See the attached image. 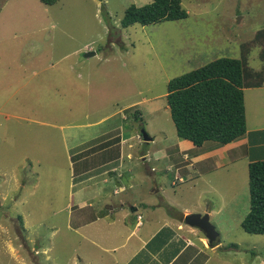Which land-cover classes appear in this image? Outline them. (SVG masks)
Instances as JSON below:
<instances>
[{
  "label": "rangeland",
  "instance_id": "obj_1",
  "mask_svg": "<svg viewBox=\"0 0 264 264\" xmlns=\"http://www.w3.org/2000/svg\"><path fill=\"white\" fill-rule=\"evenodd\" d=\"M9 1L0 0L1 17L12 12L16 1ZM181 1L187 19L145 27H121L131 0H61L52 6L35 0L33 11L14 12L9 23L3 19L11 28L0 33V109L5 107L0 115V264H83L77 246L85 241L74 227L88 218L75 207L79 180L72 157L76 146H93L94 139L120 128L133 138V160H126L125 171L149 172L166 182L171 159L183 173L194 171L188 164L203 173L199 180L169 187L165 195L177 203L169 211L178 214L185 206L222 208L210 222L224 258L210 264H264V236L241 227L250 212L248 160L226 166L184 160L166 98L172 79L218 59L241 58V45L264 29V0ZM31 57L35 71L45 60L43 74L51 82L44 94L33 90L39 80L26 62L18 67V61ZM248 62L254 71L262 69L259 48L251 50ZM244 96L249 127H264V87L247 89ZM13 105L23 106L27 115L34 108L40 117L29 118L35 123L18 119L13 115L21 109L14 111ZM134 108L141 121L126 114ZM102 119L107 120L95 125ZM142 131L153 141L144 142ZM216 146L209 141L187 155ZM143 152L150 159L147 166ZM176 221L186 225L181 216Z\"/></svg>",
  "mask_w": 264,
  "mask_h": 264
},
{
  "label": "crops",
  "instance_id": "obj_2",
  "mask_svg": "<svg viewBox=\"0 0 264 264\" xmlns=\"http://www.w3.org/2000/svg\"><path fill=\"white\" fill-rule=\"evenodd\" d=\"M10 1H16L12 12L2 13L1 17L3 10L0 11V33L6 32V27L11 28L9 25H4L3 19L7 18L6 23H9L14 17V12L33 11L35 0ZM131 1L132 5L138 7L152 2V0ZM30 49L33 53L34 46L31 45ZM24 62L27 64L25 66L32 69V76L39 80V82L35 81L33 90L35 89L37 94L42 90L44 94L45 88L49 89V81L51 82L50 78L43 74L47 70L44 67L45 60L40 66L37 65L39 71L33 69L35 66L33 57L18 61V67H23ZM39 74L42 75L41 78ZM12 107L14 111L21 109L19 115H13L14 117L27 120L29 123L36 121H30L29 118L35 119L36 115L40 117V113L34 108L31 110V115H27L23 106ZM27 107L29 109L30 106ZM4 108L3 105L0 115ZM107 119H102L95 125L99 126ZM121 119L123 120L124 117ZM40 124L46 126L43 122ZM121 132V128L117 133L112 130L94 139L96 143L93 146L87 147V143H82L75 147L77 151L72 158L77 166L79 180L78 190L75 193L78 201L75 207L84 220L88 218V221L74 227L76 234L79 233L85 241L78 243V246L85 245L83 249L77 246L81 262L83 264H210L215 259L218 262L223 260V253H220L223 249L222 243L212 247L198 228L182 225L176 221L178 216L185 218L195 213L208 214L211 220L212 216L221 213L222 208L215 211L213 208L185 206L178 214L169 211L171 207H177V203L165 195V192H169V187H174L177 183L192 182L194 179L199 180L203 173L196 170L192 164L185 167H190L194 171L183 173L171 159L166 182L159 181L149 172L125 171V166L129 164L126 160H133L129 153L133 147L130 144L133 138L126 137L127 135ZM104 137L107 138L103 139ZM177 148L178 153L183 154L184 160L191 159L194 164L208 160L217 161L225 166L242 160H248L247 163L250 164L264 160V127L258 125L251 129L247 123V132L243 137L228 145H218L206 152L195 154L192 158L188 157L187 152L200 149L192 142L179 139ZM141 158L147 166L150 161L148 154L143 152ZM172 168L175 170L171 171ZM144 189H147L146 194L143 193ZM141 194L147 196L142 197ZM167 213L173 214V218H169ZM138 216H141V219H138ZM92 250L97 251L96 257ZM236 254L232 252L229 255Z\"/></svg>",
  "mask_w": 264,
  "mask_h": 264
},
{
  "label": "trees",
  "instance_id": "obj_3",
  "mask_svg": "<svg viewBox=\"0 0 264 264\" xmlns=\"http://www.w3.org/2000/svg\"><path fill=\"white\" fill-rule=\"evenodd\" d=\"M40 1L52 6L61 0ZM187 18L181 0H152L141 7L130 5L120 24L122 28L145 27ZM254 48H259L260 71L249 66ZM260 87H264V29L241 45L240 59H218L168 83L166 98L177 137L196 147L209 141L225 146L243 137L247 132L244 91ZM126 114L142 120L138 109L126 110ZM249 193L250 212L241 227L248 234L264 236V160L249 164Z\"/></svg>",
  "mask_w": 264,
  "mask_h": 264
},
{
  "label": "water",
  "instance_id": "obj_4",
  "mask_svg": "<svg viewBox=\"0 0 264 264\" xmlns=\"http://www.w3.org/2000/svg\"><path fill=\"white\" fill-rule=\"evenodd\" d=\"M94 56V54L87 53L85 54V57H91ZM143 141L146 143H149L152 141V138H150L145 131L141 132ZM184 223L187 226L198 228L208 239L210 246L216 247L220 245V235L216 231L215 227L211 224L210 218L208 214L200 215V214H192L189 216H186L184 218Z\"/></svg>",
  "mask_w": 264,
  "mask_h": 264
},
{
  "label": "built area",
  "instance_id": "obj_5",
  "mask_svg": "<svg viewBox=\"0 0 264 264\" xmlns=\"http://www.w3.org/2000/svg\"><path fill=\"white\" fill-rule=\"evenodd\" d=\"M138 219H141V216H138Z\"/></svg>",
  "mask_w": 264,
  "mask_h": 264
}]
</instances>
